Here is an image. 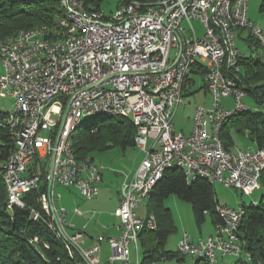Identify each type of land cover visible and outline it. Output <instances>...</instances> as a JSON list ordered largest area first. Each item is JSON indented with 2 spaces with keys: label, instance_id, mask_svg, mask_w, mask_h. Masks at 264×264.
<instances>
[{
  "label": "built area",
  "instance_id": "1",
  "mask_svg": "<svg viewBox=\"0 0 264 264\" xmlns=\"http://www.w3.org/2000/svg\"><path fill=\"white\" fill-rule=\"evenodd\" d=\"M68 1L80 18L79 30H71L68 25L60 27L57 21L40 29L37 37L25 36L9 54H2L0 97L12 99L13 106L1 125L9 128L14 143L19 144L20 158L3 162L1 167L9 171L8 188L12 189L16 207L25 208L23 198L40 187L43 170L49 168L55 152L52 203L65 232L66 211L56 209L54 187L74 188L85 201H91L99 194L103 172L93 159L90 165L68 160L63 145L66 126L75 116L93 109L125 112L132 117L139 128L137 147L144 157L133 178L120 189L114 215L120 218L121 234L108 240L113 254L103 262L97 255L99 245L89 249L78 246L89 264H130V246L138 249V227L158 228L152 214L142 217L137 208L145 202L144 189L159 164L188 161L191 175L209 170L225 187L247 195L261 189L254 164L264 165V148L236 149L233 154H225L217 145L215 126L226 112L249 109L244 105L248 92L240 75L241 62L249 56L236 44L238 31H248L247 38L261 48L264 30L248 16L250 0H170L152 11L127 4L109 16L93 6L87 8L84 0ZM210 13H217L218 29H210ZM194 20L203 26L201 37ZM219 33H226V44H219ZM197 61L207 70L205 81L211 105L197 107L193 130L185 135L176 131L173 121ZM226 96L234 98L235 109L222 105ZM18 113H27V134H20ZM46 130L48 137L41 134ZM40 201L51 215L47 193ZM244 207L243 202L240 208L223 206L231 228L217 225L207 239L193 241L186 233L179 245L181 254L195 256L201 249H208L209 264H217L215 255L255 264L250 253L241 252L238 231ZM75 212L82 214L78 209ZM38 216L36 213L34 218ZM67 237L75 244L80 235Z\"/></svg>",
  "mask_w": 264,
  "mask_h": 264
},
{
  "label": "trees",
  "instance_id": "2",
  "mask_svg": "<svg viewBox=\"0 0 264 264\" xmlns=\"http://www.w3.org/2000/svg\"><path fill=\"white\" fill-rule=\"evenodd\" d=\"M87 8L92 6L102 10V0H84ZM132 1L153 4L157 0H119L118 9ZM21 9L17 1L0 0V40L15 36L19 31L43 25H55L65 17L60 0H24ZM251 43L255 41L249 39ZM257 46V45H256ZM240 73L248 96L253 97L259 106H264V62L252 56L241 62ZM206 67L197 61L192 74L204 79ZM194 83L193 78L188 80ZM207 85H204L206 88ZM200 88V89H201ZM186 92L190 89L185 88ZM195 93V92H193ZM8 112H0V264H88L83 255L75 249L71 241L62 237L52 219L43 208L41 195L47 193L48 172L42 173V184L38 189L27 193L23 198L25 208L7 209L8 189L4 181L1 163L7 161L15 150L12 134L8 127L1 125ZM248 134L257 148H264V113L260 110H244L227 119L222 125L220 139L224 148L231 152L235 146V135ZM136 129L125 116H96L81 123L72 134L71 147L77 159H95L94 153L106 152L116 146L123 150L135 148ZM184 170L178 167L167 169L154 187L147 212L158 222L156 230L143 228L138 237L139 248L144 249L140 264H153L163 259L185 256L179 251H166L169 235L175 230L170 209L164 205L170 195L192 204L199 227L210 215L213 225H224L219 213V203L213 182L205 178L189 179ZM264 182V172L261 182ZM38 218H34L35 214ZM243 252L251 254L255 264H264V195L244 207V215L238 231ZM205 261L199 259L200 261ZM245 262V263H244ZM236 262L247 264L248 261ZM206 264L209 262L205 261Z\"/></svg>",
  "mask_w": 264,
  "mask_h": 264
},
{
  "label": "rangeland",
  "instance_id": "3",
  "mask_svg": "<svg viewBox=\"0 0 264 264\" xmlns=\"http://www.w3.org/2000/svg\"><path fill=\"white\" fill-rule=\"evenodd\" d=\"M13 1H17L21 9L24 7L23 5L24 0H13ZM158 1L159 0H157V2ZM118 2L119 0H102L101 11L105 13L107 16L111 15L112 13L118 10ZM248 6H249L248 15L250 20L257 27L264 30V0H250ZM193 25L197 30L198 36L201 37L204 34V29L202 25L196 20L193 21ZM183 27L185 29H188L186 22H183ZM248 34H249L248 31H244L243 38H239V36H237L236 44L238 48L243 54L252 56L254 59L261 60L264 62V52L262 51V49L259 47L254 48L253 45L255 42L252 43V45L250 44L248 46V43L244 41V39L248 37ZM199 85H201V81L198 82L197 86ZM193 91L194 89L191 90L190 92L185 91L183 103L179 106V108L175 113L174 124L178 133H184L186 135L190 134L193 130L194 114L197 107L199 106L210 107L211 105V96L210 94L206 93L205 90H201L199 92L192 94ZM222 100H223L222 101L223 105L229 110H233L237 106L233 97L223 98ZM244 105L246 107H249V109H252L253 111L260 110L264 113V106H259L253 100L252 97H247L244 100ZM12 106H13L12 99L0 97V112H9L11 111ZM91 118L93 117H84L82 119V123L90 120ZM129 119L131 120V117H129ZM41 134L45 137L49 136V132L47 130L42 131ZM235 141H236V146H238L239 148H244L247 145H253L250 138L246 135H235ZM93 156L95 158L96 163L98 165H101L104 169L103 170L104 183L106 184V187L109 189L110 192L111 191L115 192L117 191V188L120 185L121 179H123L125 176H129L134 173V171L136 170V168L141 163L144 157V152L138 147L127 148L126 150H123L121 147L116 146L106 152L94 153ZM258 183L261 186V189L257 190L253 195L243 194L240 190H236L234 188H227L224 186L223 183L219 181L213 182V185L217 198L221 204H225L233 208H240L242 202H244L246 205H249L253 201L259 200L261 196L264 195V182L260 181ZM68 191L69 189L57 184L54 187L53 193L54 196L56 197L55 198L56 209L59 211L65 210L68 212L67 218L69 223L71 218L75 216L71 212L76 210V208H78L79 210L81 209L83 212H86L85 211L86 206H88L91 208L90 211H92V213L105 210L103 209L104 207L100 208L93 206L92 204H90V202H87L84 199H82L73 190L72 192H74V197L70 196V193ZM59 196L61 197V199H58ZM108 204L109 203H107V205L105 204V208L106 206L108 208ZM164 205L166 208L170 209L175 227V230L169 235L167 239V243L165 246L166 251H174V252L179 251L180 242L184 238L186 233L189 234L191 238H194L196 241H199L200 239H207L209 237L208 236L209 233L214 232L215 226L211 221L210 215L206 216L205 222L201 225V227H199L195 219L192 204L179 199L176 195H170L165 200ZM146 207H147L146 203L141 204L138 207V212L140 215H145ZM77 217H78L77 218V222H78L79 219H82L84 221L89 220L93 218L94 215L88 214L85 215L84 217H79V216ZM92 220H93L92 222V226H93L96 223V218ZM78 224L80 226L75 228V230L84 231L85 229L82 227L83 224L79 222ZM102 227L103 225L99 223L97 224L96 229L101 230ZM64 228H66L67 231L70 230V227H68L67 225L64 226ZM138 249H139V245H138ZM112 253L113 252H111V254ZM139 254H140V261L142 262L144 258V249L142 245H140ZM135 261H136V257L135 255H132V262L135 263ZM161 261L162 264H195L193 260L190 258V256H185V258L182 261H179L178 258H173V259L166 258ZM200 264H206V263L205 261L201 260Z\"/></svg>",
  "mask_w": 264,
  "mask_h": 264
},
{
  "label": "bare ground",
  "instance_id": "4",
  "mask_svg": "<svg viewBox=\"0 0 264 264\" xmlns=\"http://www.w3.org/2000/svg\"><path fill=\"white\" fill-rule=\"evenodd\" d=\"M169 1L170 0H159L158 2H155L153 4H146V3H143L141 1H132L129 4L138 5V7L141 11H152V10H155L156 7H164L167 3H169ZM60 6H61V9L65 12V17L62 18L59 22L60 27H67V25H68L71 30H79L80 29V18L77 15V13L75 12V10L73 9V7L70 6L69 1L68 0H60ZM99 13H103V12L100 10ZM47 27H48V25H43V26L33 28V29H30L27 31H21L15 36L9 37L5 40H0V65H2V54H9L11 52V49L13 48V46H18L19 44L22 43L25 36L37 37L39 32H40V29H47ZM209 27H210V29H218L217 13H210V15H209ZM219 44H226V33H219ZM261 48L264 49V38H262V41H261ZM204 81H205V77H204ZM205 83H206V81H205ZM244 110H248V109H241V110H234L231 112H226L223 116H221V118L219 119V122L215 126L217 145L221 146V149H223L225 154H233L234 152L227 151L223 146V143H222L220 136H219L222 125L224 124V122L227 119H229L233 115L240 113ZM96 116H119V117L125 116L126 118L130 117L125 112L108 110V109H93V110H89L86 113H82L78 116H75L72 120H70V123L66 126V129H65L64 134H63V145L65 146V150H67V157H68V160L70 162L79 163L80 165H90L91 164L90 158H85V160L77 159L76 155L72 151L71 137H72V134H74V132L81 125L82 119L84 117H96ZM18 121L21 123L20 134H27L28 128H29V121L27 118V113H18ZM131 121L133 122L135 129H136V140L135 141H136V144L138 145L139 128L137 126V123H135V120L132 117H131ZM174 127H175V124H174ZM14 144H15V150H14L13 154L4 163H11L13 161V158H20L19 144H17V143H14ZM172 167H178V168H181L182 170H184L185 174L188 176L189 179L205 178V179L210 180L211 182L218 181L217 176L215 174H213L212 172H210L209 170H198V171H195V173L193 175H191L190 163L188 161H172V162H166L163 164H159L157 166L155 173H153V175L151 177V183H149V185L144 189L145 202H147L150 199L151 193H152L154 187L156 186V184L161 179L163 173L167 169L172 168ZM1 168L3 170L4 181H5V183L7 185V189H8L7 209L12 210L16 207V204H15V201L12 200V189L8 188L9 171H8V169H5L3 167H1ZM263 172H264V165L254 164V175L257 177L258 182L261 181ZM219 213L224 218V225H222V226L224 228H231L230 216L228 215L227 211L223 210V206L219 207ZM152 216L155 217L154 215H152ZM143 228L155 230V227H138L137 234H136L137 246L139 245L138 244L139 243L138 237H139V234ZM136 250H138V249H136ZM241 252H243L242 247H241ZM190 257H192L194 259H196V258L203 259L207 262H210L211 250L201 249L199 254H197L195 256H190ZM218 257H222V255H215V262H219ZM87 263L89 264V262H87ZM160 263L162 264V262H160ZM137 264H140V262L138 261ZM247 264H252V263L248 262Z\"/></svg>",
  "mask_w": 264,
  "mask_h": 264
},
{
  "label": "crops",
  "instance_id": "5",
  "mask_svg": "<svg viewBox=\"0 0 264 264\" xmlns=\"http://www.w3.org/2000/svg\"><path fill=\"white\" fill-rule=\"evenodd\" d=\"M237 36H239V38H243L244 31H239ZM244 41H246L248 43V46L250 44L252 45L251 41L247 37L244 39ZM253 47L257 48L255 43H254ZM242 71H243V67H242L241 72ZM191 77L193 78L194 83H190V86L188 85V89H190V91L194 89L193 92L196 93V92H199L201 90H205V92L209 94V91H208L207 87L206 88H201V87H204V85H206L204 79H201L200 77L195 76V75H192ZM199 81H201V85L197 86ZM193 92H192V94H194ZM248 97H251V96H248ZM224 98H232V97L231 96H226ZM222 105H223V103H222ZM187 135H189V134H187ZM245 135L248 136V134H245ZM246 148H254V149H256L257 147L253 143V145H247L244 148H239L238 146H236V141H235V146L232 148L231 152H234L236 149H246ZM93 160H95V159H93ZM135 171H134L133 174H131L129 176H125L123 179H121L120 185L117 188V191H115V192L114 191L110 192L109 189L106 187V184L104 183V173L102 172V181L99 183V190H100L99 194L93 200L87 201V202H90V204H92L93 206H96V207H100V208L104 207L103 209H105V210H102L100 212H93L92 213V211H90L91 208L88 207V206H86V210H85L86 212H83L81 209L79 210L78 208H76L79 211H81L82 214H77L75 212V210L72 211L71 213L73 215H75V216L73 218H71L70 223H69L68 218H67L68 212L66 211V213H65V222H66L65 226L67 225L68 227H70L69 231H67L66 228H65V230L67 232V235L69 237H76L77 235H80V237L76 238L75 244H77V246H79L82 249H89V248H91V247H93L95 245H99L100 246V252L97 255L99 256L100 260L103 261V262L107 261L109 259V257L113 254V253L111 254V252H113V250L110 247V244H109L108 240L110 238H112V237H117V236H119L121 234V221H120V218L114 215V211L119 206L121 186H122V184L125 181H130L133 178V175L135 174ZM67 189H69L68 192L70 193V196L74 197V192H72V190L75 191L79 195V193H78V191L76 189H74V188H67ZM60 199H61V197H60ZM148 202H149V200L147 202H144L143 204L146 203V205H147ZM107 203H109L108 204V208H107V206L105 208V204L107 205ZM220 205L227 206V205L221 204V203H220ZM137 211H138V208H137ZM145 211H146V213H145V215H141L142 217H145V216L149 215V213L147 212V207L145 208ZM88 214H90V215L92 214V215H94V217L89 219V220H85V221L82 220V219L78 220L79 223L83 224L82 227L85 230L84 231L75 230V228L80 226L78 224V222H77V218H78L77 216L84 217L85 215H88ZM95 218H96V223H95V225L92 226V222H93L92 219H95ZM99 223L103 225L101 230L96 229L97 228V224H99ZM69 225H71V226H69ZM213 233L214 232L209 233L208 236L212 235ZM191 239L193 241H196L194 238H191ZM139 253H140V248L138 250H136L134 245L130 246V261H131L130 264L133 263L132 262V255H135V257H136V261L133 264H137L138 261L141 262ZM190 258L193 260V262L195 264L199 260L198 258H196V259H194L192 257H190ZM218 261L219 262H217V264H236V262H238V259H236L234 257H218Z\"/></svg>",
  "mask_w": 264,
  "mask_h": 264
},
{
  "label": "water",
  "instance_id": "6",
  "mask_svg": "<svg viewBox=\"0 0 264 264\" xmlns=\"http://www.w3.org/2000/svg\"><path fill=\"white\" fill-rule=\"evenodd\" d=\"M70 104H71V99L68 101V103H67V105L65 107L63 119H62V121L60 123L59 129H58V133H57V138H56V141H55V144H54L55 147L57 146L59 136H60L61 131L63 129L64 121H65L66 115L68 114ZM54 167H55V152L52 153V158H51V162H50V166H49L48 183H47V198L49 199V202H50V211H51L52 219H53V221H54V223L56 225V228H57L59 234L62 237H64L66 240L70 241L68 239L66 233L64 232L59 220H58V216H57V213L55 211V207H54V205L52 203V185H53ZM72 245L75 247L76 250H78L81 253V251H80V249L78 248L77 245H75L74 243H72Z\"/></svg>",
  "mask_w": 264,
  "mask_h": 264
}]
</instances>
